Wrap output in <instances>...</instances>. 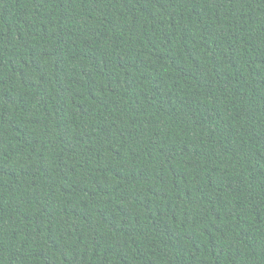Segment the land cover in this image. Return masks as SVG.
Here are the masks:
<instances>
[{
	"label": "trees",
	"instance_id": "trees-1",
	"mask_svg": "<svg viewBox=\"0 0 264 264\" xmlns=\"http://www.w3.org/2000/svg\"><path fill=\"white\" fill-rule=\"evenodd\" d=\"M0 264H264V0H0Z\"/></svg>",
	"mask_w": 264,
	"mask_h": 264
}]
</instances>
